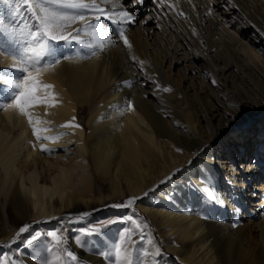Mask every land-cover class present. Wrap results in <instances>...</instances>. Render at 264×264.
Instances as JSON below:
<instances>
[{
	"label": "bare ground",
	"instance_id": "6f19581e",
	"mask_svg": "<svg viewBox=\"0 0 264 264\" xmlns=\"http://www.w3.org/2000/svg\"><path fill=\"white\" fill-rule=\"evenodd\" d=\"M130 3L106 0L101 7L120 10L122 5L136 17V23L125 26L131 49L123 41L113 45L104 40V50L91 55L80 44L60 42L42 63L70 59L34 72L54 85L40 95L54 92L56 100L33 107L40 120L37 134L57 138L37 140L26 117L11 108L0 110V244L11 242L29 219L39 221L41 233L46 230L42 220L89 212L79 220L98 222L139 208L169 242L168 249L178 257L175 264H264V69L258 71L260 94L240 79L241 55L254 54L220 17L219 9L230 7L226 3L191 0L192 12L188 0H179L186 18L166 5L157 8L152 0L135 8ZM209 9L212 15L206 14ZM244 14L242 28L264 46V0L252 2ZM191 19L210 35L206 52H194L182 33L183 21ZM0 20L19 25L22 39L33 46L26 33L35 20L27 7L17 11L0 5ZM100 23L115 37L117 25ZM81 39L100 43L86 32ZM225 41L232 52L223 47ZM5 47L8 42L0 36V49ZM14 62L12 55L0 52V69ZM199 67L217 82L209 81L212 88L200 78ZM8 94L0 82V100ZM253 120L255 136L247 127ZM68 121L73 126L61 127ZM41 144L51 151H42ZM251 144L250 157H244ZM203 173L212 177L207 186ZM130 197H138L130 207H111ZM206 198L224 209L209 221ZM102 206L106 212L92 214ZM71 247L85 256L76 241Z\"/></svg>",
	"mask_w": 264,
	"mask_h": 264
},
{
	"label": "snow or ice",
	"instance_id": "6c2138e0",
	"mask_svg": "<svg viewBox=\"0 0 264 264\" xmlns=\"http://www.w3.org/2000/svg\"><path fill=\"white\" fill-rule=\"evenodd\" d=\"M106 0H0V5L6 8H15L17 11L21 7H27L28 11L32 13L35 23L27 29L26 36L30 38L32 47L29 48L27 39H22L25 36L24 30L19 29V25H6L0 20V36H3L8 42V47L0 49V52L12 55L14 63L8 66L6 69H0V82L6 86L9 90V94L2 100H0V110L11 108L19 115L27 118V121L33 129V135L37 140L40 139H55L57 137H41L37 134V124L40 123L39 117L36 116L32 109L39 104H54L55 93L50 95L41 96V90H50L54 88V85L45 84L40 80L39 76L34 74L38 73L42 68L54 67L55 64H59L61 59H70L68 56L62 58H56L49 61L46 65L42 63L53 52V46L60 42L65 44L77 43L82 47L89 49L91 55H96L97 51L104 50V40H107L109 44H115L118 41H123L124 46L131 49L132 45L125 34V26L136 23V17L126 8L121 5L120 10H106L101 7V3ZM191 3V0H188ZM144 0H131L130 7L135 8L142 5ZM152 3L160 8L162 6H168L169 10L176 11L177 15L185 16L183 11L177 9L179 0H152ZM226 5L236 8L237 5L233 0H225ZM51 5L57 7H50ZM59 9H71L73 12L61 11ZM87 14H91V17ZM212 15V9H209L206 13ZM186 18V16H185ZM107 20L112 25H117L115 37H112L103 31L101 26V20ZM77 22H80L83 27H73ZM147 22V21H145ZM93 37V39H100L99 44L88 42L86 43L81 39V33ZM193 34H196L193 28ZM260 35L264 36V32H260ZM23 45V46H22ZM82 59L89 58L88 56L81 57ZM136 60V57H132ZM141 65L146 63L145 61H139ZM212 84H216L215 79L211 80ZM125 84L131 86V82L125 81ZM160 87L159 85H157ZM164 92H171V87H163L161 89ZM8 101H11L10 103ZM128 108L132 107L131 101L127 104ZM134 110V109H133ZM123 114V113H121ZM75 120V117L72 118ZM50 123V122H48ZM73 126L72 121L66 122L61 127ZM79 127V125H75ZM47 131V129H43ZM35 147V145H33ZM41 150L48 152L51 149L41 144ZM180 151V149H177ZM170 179V177L166 178ZM164 181H161L163 183ZM147 195V193H145ZM138 197H130L126 202L121 204H114L111 207L115 208H127L135 203ZM91 215L89 212H84L76 219H84ZM127 221H132L131 215L123 218ZM116 221H109L114 223ZM139 227V225H137ZM30 225H23L16 233V238H19L21 234L27 232ZM82 234L91 235L100 231L99 228L80 229ZM44 235L40 232H36L28 238L25 243L26 246H30L39 241L41 236ZM49 237H56L60 240L61 237L56 232H49L46 234ZM79 239V238H77ZM144 239L143 235L140 237ZM134 251H128L126 249L117 248L116 258L114 264H147V261H137L134 257ZM159 253H157L158 255ZM101 255H106L102 253ZM66 256L68 258L67 264L77 261V256L72 251H67ZM44 264H65L60 256H57L55 260H45ZM152 264H157L155 260Z\"/></svg>",
	"mask_w": 264,
	"mask_h": 264
},
{
	"label": "rangeland",
	"instance_id": "374dc122",
	"mask_svg": "<svg viewBox=\"0 0 264 264\" xmlns=\"http://www.w3.org/2000/svg\"><path fill=\"white\" fill-rule=\"evenodd\" d=\"M207 1H214V3L221 5L225 3V0ZM254 1L255 0H234L238 9L235 8L233 10L229 7L226 9V11H224L223 8H220L219 11L221 12L220 17L228 29L232 32L234 37L238 38L239 40H243V42L248 45V52H252L254 54V56L248 57L241 55L243 56V60L239 61L242 70L240 72L243 73H240V79L243 80L247 87L258 90V93L260 94L257 86L259 87L262 85L261 81H263V78L260 76V72L258 71L264 69V46L261 41H258L259 39L256 40L257 42L254 39L251 40V35H253L251 30H245L242 28V26H246L247 24V17L245 16L244 11H246V13L248 11L250 12L251 3ZM188 4L191 6V3L188 2ZM177 9L179 11H183V9L180 10L178 6ZM190 9L192 12H195V8L193 6H191ZM174 13L177 15L176 11H174ZM247 15L249 18L250 13ZM177 16L181 17L180 15ZM256 17H259V15ZM193 28L195 29L196 34H193ZM182 33L186 39H189L194 52L196 50H202L206 52V47H208L206 39H208L210 35L208 32L201 29L195 20H184ZM225 42L228 43L227 41ZM223 47H225V50L228 52L233 51V47L229 45V43L223 45ZM189 54L191 56V51ZM230 54L234 56V53ZM185 60L186 59H184V61ZM198 74L200 78H202L203 82H205L206 86L212 88L211 84L209 83V81H211L210 77L207 78V75H205V73L203 74L201 67H199ZM256 124L257 121L253 120L250 125L247 126L250 128L253 136L257 134L255 129ZM224 140L225 138L221 139L222 142H224ZM215 146H217V144ZM251 146L252 144L244 151V157H250L249 148H251ZM223 147L224 144L222 143V149ZM237 157L236 160H239ZM242 159L245 160V158ZM201 178L203 184L206 186L209 182H212V177L208 176L206 173H203ZM126 201L127 199H123L118 201V203L121 204ZM204 205L205 215L207 216L208 221L220 216L224 210L223 207L217 205L208 198L205 199ZM106 211L107 210L105 206H102L95 212L93 211L92 214L96 215ZM127 212L124 215H114L98 222H90L89 220L81 221L76 219V217L80 215H74L70 217L69 214L60 217L62 221L58 220L60 218L52 219L48 222L46 220H42L41 223L44 225V229H46L45 231L41 232L44 235L41 236L39 241L30 246H26L25 241L32 235L26 236V233L32 229H35L34 233L39 232L38 227L40 226L38 224L39 221L29 219L28 221L20 224L21 227L25 224L30 225V228L27 232L21 234L19 238H16L15 242H13L14 239H12L11 242H2L0 244V264H44L45 260H55L57 256H60L65 264H67L68 258L66 256V252L69 250L72 251L78 258L77 261L72 262V264H114L117 248L126 249L128 251L135 249L134 257L137 261H147L149 264H152V261L155 260L157 264H175V259L178 257L168 249L169 242L164 241L150 217L139 208L134 210L127 209ZM129 215L133 217L132 221L123 219ZM109 221L116 222L109 223ZM37 225L39 226L37 227ZM137 225H139V227H137ZM83 228H88L89 230L92 228H99L100 231L95 234L86 235L82 234L80 231V229ZM47 231L56 232L57 235L61 237V239L57 240L56 237L47 236ZM142 235L144 237L143 240L140 239ZM73 240L76 241L78 246L83 249L85 256L77 254L75 250L72 249L71 244L74 243ZM14 249L16 253L11 252V250ZM102 253L106 255H101ZM157 253L159 254L157 255ZM96 257L97 259L93 261ZM226 263L230 264V262Z\"/></svg>",
	"mask_w": 264,
	"mask_h": 264
}]
</instances>
